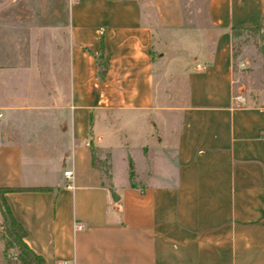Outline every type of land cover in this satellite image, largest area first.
<instances>
[{
  "label": "crops",
  "instance_id": "0c3cea01",
  "mask_svg": "<svg viewBox=\"0 0 264 264\" xmlns=\"http://www.w3.org/2000/svg\"><path fill=\"white\" fill-rule=\"evenodd\" d=\"M23 1L0 0V187L26 188L4 197L27 246L45 264H264V104L236 100L231 57V29L257 26L264 0H207L210 45L198 51L203 30L188 24L185 0H70L68 99L45 106L47 113L14 93L20 33L6 23L21 15L6 8ZM153 45L163 64L175 61L168 51L193 55L178 56L193 64L185 67L186 103L168 144L174 158L154 184L130 185L127 175L113 184L93 158L90 122L124 114L155 132L151 119L162 111ZM42 114L54 136H34L28 126Z\"/></svg>",
  "mask_w": 264,
  "mask_h": 264
},
{
  "label": "rangeland",
  "instance_id": "374dc122",
  "mask_svg": "<svg viewBox=\"0 0 264 264\" xmlns=\"http://www.w3.org/2000/svg\"><path fill=\"white\" fill-rule=\"evenodd\" d=\"M206 1L185 0L188 24L203 30L201 36L207 32L202 40L201 36H197L200 40L196 45L197 51L202 47L208 50L210 45L212 30L205 17ZM69 2L70 0H24L19 7L6 8V12L21 15L19 21L6 23L7 29H11L14 34L20 33L19 37L14 35V41H18L19 46L16 44L12 49L15 57L19 55L22 62L12 72V80L16 85L14 93L21 92L31 96L29 104L40 108L42 113L48 112L45 111V106H64L68 99ZM167 57H175V61L168 64H163V61L154 63L155 105L162 111V117L158 115L151 119L155 132L148 133L142 127L140 118L124 114L113 116L114 119L109 124L102 121L91 125L90 138L94 141L96 163L101 171L108 170V178L113 184H118L125 175L128 177L127 161L131 159L132 182L140 185L156 183L166 173L163 170L165 163L173 161V150L168 144L172 142L173 132L181 120V109L186 103L184 76L185 67L190 64L185 59L178 60V55L170 51ZM231 57L235 98L241 97L244 103L253 105L264 104V25L236 32L232 38ZM49 117L42 114L29 119L28 126L33 129L34 136H54L51 131L54 123L50 122ZM157 132L161 136H158L161 143H155L158 138L154 134ZM97 135L102 137L100 142L95 140ZM139 140L148 148H141L140 145L136 148ZM163 142L165 147L160 148ZM120 144L124 145V149L119 148ZM159 171L161 173L156 178ZM2 221L0 214V264H18L16 249L6 248Z\"/></svg>",
  "mask_w": 264,
  "mask_h": 264
},
{
  "label": "trees",
  "instance_id": "16d2710c",
  "mask_svg": "<svg viewBox=\"0 0 264 264\" xmlns=\"http://www.w3.org/2000/svg\"><path fill=\"white\" fill-rule=\"evenodd\" d=\"M264 25V11L262 13L260 22L258 24ZM254 26V27H246V28H232L231 29V38L234 37L236 32L241 31V30H251L258 28L259 26ZM183 39V37H182ZM202 39V38H201ZM200 39V40H201ZM186 43L190 42L193 43V39L189 36H185L183 39ZM197 36L195 39V46L199 43L200 41ZM160 48L157 49L155 45H153V48L150 51L151 58L153 59L154 63L158 61L159 58L163 56V54L159 55ZM192 54L188 55H180L184 59L185 56H187L186 59H188ZM179 56V55H178ZM185 59V60H186ZM190 59V58H189ZM95 61L97 63L98 71L97 73L102 74L105 65L101 64L100 60L98 57L95 58ZM190 65L193 64V62H189ZM189 65V67H191ZM187 70V69H186ZM91 123L90 122V133L91 134ZM93 151V158L95 159V154H94V147H92ZM128 180L129 184L133 185L132 182V165L130 161H128ZM26 188L24 187H0V214L3 219L2 221V226L4 228V239L6 243V248H15V256L18 259V264H45L44 259L41 255L36 254L33 250H31L27 244L24 241V237L26 236V230L23 228V226L15 219V217L12 215L11 210L5 200V193L9 191H20L24 190Z\"/></svg>",
  "mask_w": 264,
  "mask_h": 264
},
{
  "label": "built area",
  "instance_id": "2783aa9c",
  "mask_svg": "<svg viewBox=\"0 0 264 264\" xmlns=\"http://www.w3.org/2000/svg\"><path fill=\"white\" fill-rule=\"evenodd\" d=\"M236 100L239 101V102L243 101V99L241 97H236ZM1 115L2 114L0 113V116ZM63 174L68 180H70L72 178L73 172H72V170L68 169V170H64ZM67 185L71 186V183L69 182ZM80 226L81 225H78V227H80ZM62 264H76V263L74 261H72V260L65 259V260H63Z\"/></svg>",
  "mask_w": 264,
  "mask_h": 264
},
{
  "label": "water",
  "instance_id": "95a60500",
  "mask_svg": "<svg viewBox=\"0 0 264 264\" xmlns=\"http://www.w3.org/2000/svg\"><path fill=\"white\" fill-rule=\"evenodd\" d=\"M108 192H109L111 200L116 201L117 200V194L111 188L108 189Z\"/></svg>",
  "mask_w": 264,
  "mask_h": 264
}]
</instances>
